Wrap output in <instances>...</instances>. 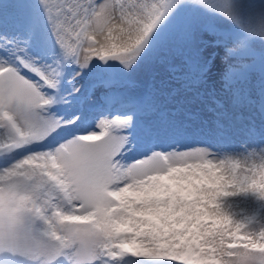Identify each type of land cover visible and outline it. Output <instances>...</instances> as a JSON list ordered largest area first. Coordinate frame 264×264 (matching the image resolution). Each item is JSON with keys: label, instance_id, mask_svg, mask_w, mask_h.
<instances>
[{"label": "snow or ice", "instance_id": "snow-or-ice-1", "mask_svg": "<svg viewBox=\"0 0 264 264\" xmlns=\"http://www.w3.org/2000/svg\"><path fill=\"white\" fill-rule=\"evenodd\" d=\"M17 3L0 264H264V4Z\"/></svg>", "mask_w": 264, "mask_h": 264}, {"label": "rangeland", "instance_id": "rangeland-1", "mask_svg": "<svg viewBox=\"0 0 264 264\" xmlns=\"http://www.w3.org/2000/svg\"><path fill=\"white\" fill-rule=\"evenodd\" d=\"M0 3H3V7L5 10V15L7 16H16L19 14V6L17 0H0ZM264 4V0H252L250 7L253 9L254 12L258 13L260 5ZM113 43L117 41H112ZM140 79H145L144 75H140ZM207 137L199 130H196L195 125L193 129H190L189 137L187 138L186 142H194L197 139L203 140ZM246 138L242 134H238L232 138V145L233 149L237 152L241 151L239 145L245 143ZM131 156H136L137 152L130 154Z\"/></svg>", "mask_w": 264, "mask_h": 264}]
</instances>
